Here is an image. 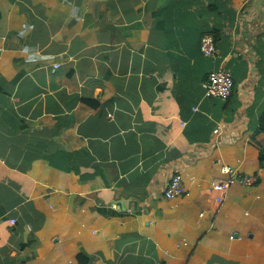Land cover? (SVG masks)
<instances>
[{"label":"crops","instance_id":"crops-1","mask_svg":"<svg viewBox=\"0 0 264 264\" xmlns=\"http://www.w3.org/2000/svg\"><path fill=\"white\" fill-rule=\"evenodd\" d=\"M263 114L264 0H0V264H264Z\"/></svg>","mask_w":264,"mask_h":264},{"label":"built area","instance_id":"built-area-1","mask_svg":"<svg viewBox=\"0 0 264 264\" xmlns=\"http://www.w3.org/2000/svg\"><path fill=\"white\" fill-rule=\"evenodd\" d=\"M200 50L204 56L214 58L218 53L215 38L211 32L204 33L200 39ZM59 66L55 64V67ZM203 86L208 96H217L221 98L228 97L233 90V78L229 70L224 68L212 69ZM218 128L214 133H218ZM259 182V176L256 173L241 172L231 164L221 163L219 166V176L211 184L210 192L215 202L220 203L225 193L231 186L239 184L242 186L255 185ZM186 193L183 176L180 171H175L167 180L164 188V197L168 200L183 196ZM12 218L11 222L15 223ZM234 238V235H230Z\"/></svg>","mask_w":264,"mask_h":264},{"label":"trees","instance_id":"trees-1","mask_svg":"<svg viewBox=\"0 0 264 264\" xmlns=\"http://www.w3.org/2000/svg\"><path fill=\"white\" fill-rule=\"evenodd\" d=\"M214 38H215V36H214ZM215 40H216V38H215ZM84 101L93 107H97L99 105V102L96 99L84 98ZM256 131L258 133H260V132L264 133V114L259 119L258 127H257ZM258 160H259V166L261 168H264V144L259 150ZM37 216L41 217L42 214L37 212ZM77 264H89L88 255L85 253H79L77 256Z\"/></svg>","mask_w":264,"mask_h":264},{"label":"rangeland","instance_id":"rangeland-1","mask_svg":"<svg viewBox=\"0 0 264 264\" xmlns=\"http://www.w3.org/2000/svg\"><path fill=\"white\" fill-rule=\"evenodd\" d=\"M232 187H234V185H233V186H231V188H232ZM231 188H230V189H231ZM224 194H225V193H223V196H224Z\"/></svg>","mask_w":264,"mask_h":264}]
</instances>
